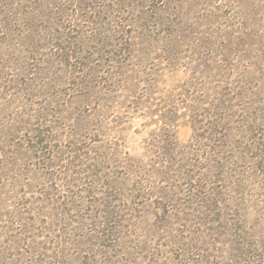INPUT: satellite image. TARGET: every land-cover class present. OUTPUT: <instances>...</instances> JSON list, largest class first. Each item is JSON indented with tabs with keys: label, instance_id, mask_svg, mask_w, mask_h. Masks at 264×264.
I'll return each mask as SVG.
<instances>
[{
	"label": "rangeland",
	"instance_id": "374dc122",
	"mask_svg": "<svg viewBox=\"0 0 264 264\" xmlns=\"http://www.w3.org/2000/svg\"><path fill=\"white\" fill-rule=\"evenodd\" d=\"M0 264H264V0H0Z\"/></svg>",
	"mask_w": 264,
	"mask_h": 264
}]
</instances>
